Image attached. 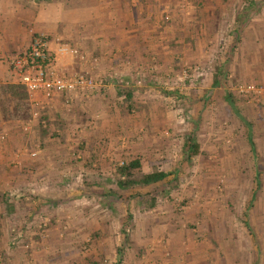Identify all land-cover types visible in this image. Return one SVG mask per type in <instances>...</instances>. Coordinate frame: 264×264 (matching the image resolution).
Returning a JSON list of instances; mask_svg holds the SVG:
<instances>
[{
  "label": "rangeland",
  "instance_id": "rangeland-1",
  "mask_svg": "<svg viewBox=\"0 0 264 264\" xmlns=\"http://www.w3.org/2000/svg\"><path fill=\"white\" fill-rule=\"evenodd\" d=\"M21 1L30 4V0ZM61 1L53 0L51 11L56 12ZM181 1L170 9L179 13L183 8L187 17L173 18L170 11L160 18V77L152 83L146 78L139 83L127 80L141 90V97L145 95L133 98L132 104L124 102L125 81L113 94L101 87L90 108L88 101H80L85 95L59 96L63 103L53 115L48 113L51 108L36 109L28 96V108L13 115L12 99L0 94L3 118L5 114V119L21 122L12 145L7 141L11 133L0 132V264H34L33 254L44 253L45 247L53 264H141L142 258L137 261L134 256L131 237L155 236L153 228L160 231V264H264V94L239 91L242 85L264 89V0H251L253 15L239 26L236 19L249 0H210L207 9L216 15L208 38L202 39L206 30H201L200 53L178 49L180 44L175 42L184 33V45L189 43L188 29L191 36L196 35L200 19L190 17L194 0ZM27 30L32 40L42 31L33 25ZM83 52L91 56L90 51ZM104 55H108L105 50L98 54ZM155 68L148 65L149 76L156 73ZM85 70L78 72L94 75L89 64ZM98 78L107 85L103 76ZM227 92L236 109L226 100ZM104 106L105 111L112 107L118 111L108 136L115 142L117 155L116 165L109 163L110 171L96 169L91 161L104 153L108 138L95 137ZM36 110L39 114L34 118ZM127 123L139 125L133 128L134 135L160 146V151L153 154L151 148L149 153L167 173L160 182L119 187L117 166L123 162L143 161L136 176L153 169L148 158L126 151L130 134L126 131L132 128L127 129ZM189 135L200 144L199 153L190 160L186 155ZM33 151L36 157L30 156ZM138 193L145 194L147 202ZM4 221L7 231L1 230ZM83 221L90 223V229L95 221H106L105 232L101 229L95 244L80 240L77 233ZM137 224L147 226L137 233ZM45 229H52L51 235L47 231L46 242L39 241ZM17 231L22 240H10ZM4 233L8 239L2 237ZM144 255L143 264H150L152 254Z\"/></svg>",
  "mask_w": 264,
  "mask_h": 264
},
{
  "label": "crops",
  "instance_id": "crops-1",
  "mask_svg": "<svg viewBox=\"0 0 264 264\" xmlns=\"http://www.w3.org/2000/svg\"><path fill=\"white\" fill-rule=\"evenodd\" d=\"M62 1V4L56 5V7H58V10L56 12H53L51 11L53 6H50L53 0H41L40 2H38L37 0H32L31 2L30 0L29 6L31 7L26 5V2L23 1H21L20 3L18 2V0H0V83L20 82L18 75L15 74L13 68L10 65V61H8V56L9 58L11 56V60H13L15 56L24 52L30 46L32 36L31 33L29 35L27 29L31 27V25H33L35 28L42 30L41 32L45 31L52 37L58 38L59 41L66 44L68 47L77 46V48H79L80 50L90 51L89 55L91 56L87 55V60L85 61L81 60L79 57L65 55L59 57L56 64L58 70H62L65 72H83L86 71L85 69L89 64L90 68L92 69V73L95 75L94 77L98 78V76H103L107 80V85H102V81H100L101 86L98 89L81 98L80 101H84V103L85 101H88L89 108L92 105L90 101L93 99L92 102H95V98L101 94V87L104 88V91H108L109 93L113 94L115 93V90L120 89V86L122 87V84L119 85V83H123L124 81L126 83V87L124 88H128L127 91L131 94L132 100L133 98L137 100V97H141V90L132 88L127 80L130 82H134L136 80L137 82H140L141 78H146L148 82L152 83V80H155V77H160V18H162L165 13L170 11L173 13V18H175L177 14L180 18L187 17L186 14L183 13V8L178 9L179 13H177L174 8L170 9L171 5L180 6V4L182 3L181 0ZM208 2L210 3V0H194V2H192L194 13L190 17L194 16V20L200 18L198 20L199 24L197 25L196 30H194L196 35H192V37L191 31L188 29V38L190 37V42L184 45L186 41V35H184L183 33V38L177 39L175 41L180 44L178 46V49H193L194 52L200 53V49L198 47L201 45L200 34L204 33V35H206L205 37H202V39H206L209 37L212 30V16L216 15L211 14L213 10L207 9ZM248 3L249 4H247V7L243 8L241 14L237 13L240 14L238 16V19H236V23H238V26L243 22V19L245 17L248 18V16L250 17L253 15L255 2L249 0ZM183 4L181 5V7L183 6ZM44 5H49V7L45 8ZM37 6H42V9L37 10ZM201 6H205V8L200 9ZM188 7L189 5L186 7V9ZM47 9H50V12L47 11ZM240 16H242V18ZM239 19L242 20L239 21ZM202 29L206 31L202 33ZM198 39L199 44L197 43ZM188 45H191V47L185 48ZM53 46L56 48L57 44H54ZM166 49L167 48L163 47V50ZM104 50L108 55L99 57L98 54L102 53ZM201 50L202 55L204 50ZM112 53H115L113 55V58L110 57ZM3 57L5 58L6 62L3 60ZM150 57H152L151 61ZM148 65H156V73L153 72V76H149L152 74H150ZM114 73H116L118 76L113 77ZM107 75H109V77L112 76L113 79H109ZM60 98L61 97L54 98L52 101L43 99V110L46 111L47 108H51L50 112L48 113L53 115L54 109L58 107V105L60 106L63 103L62 98ZM86 98H88V100H85ZM105 108H107V106L103 107L102 113H100L99 111V113L101 114L100 116L104 117L101 119L98 125H95V128H97V135L95 137H108L112 135L110 133V130H113V125L110 122L115 119V111L117 110L115 109V107H108L109 109L105 111ZM137 116L139 115L137 114ZM19 123L21 122L3 118L0 111V132L2 130H6L7 132L11 133L9 135V138L7 139L8 145H12V142L15 139L14 136L16 137L14 132L17 131L16 127H18ZM135 125L136 123H134L133 125H131L130 123L126 124L127 129H129V126L132 127L126 131L127 134L130 133L128 140L125 141L126 151H129L136 155L140 154V156L142 155V157L144 156L145 158H148L145 160L152 161L153 163H150L153 165H151L152 167L157 166L159 168L160 166L158 165V163L160 161H158L156 158L150 159L149 153H152L151 148L155 149L153 154H155L156 151H160V146L156 147L157 145L150 144L148 143L149 141L146 142L145 138L141 135H134V132L132 131L133 128L135 130L140 128L139 125L137 127ZM108 127H110V129H108ZM155 128V126L152 127V129ZM159 129L160 127L157 128V130ZM132 138L137 140H134ZM107 140L108 143L106 142ZM106 141L103 148L104 153L97 156L94 155L91 160L94 162L93 166L100 171H110L111 167L109 163L112 162L113 166H115L117 163V155L116 153H114V150L116 149L115 142L113 140L111 141L110 137H108ZM86 156L88 157L89 155H84V159H86ZM84 162L85 160L82 161V163ZM142 162L143 161H141V164ZM106 164L108 165V168H105ZM78 168L82 169V167L79 165ZM47 220L43 222L44 226L47 225ZM85 222L86 221H83L80 227V232L78 231L77 234L80 237V240L89 241L91 245L95 244L96 240L100 237L99 234H101V229L103 232H105L104 230L107 226L104 225L106 223L103 222L106 221H95V223L92 224L91 229L88 228L90 223ZM7 226L8 222L4 221L1 230L7 231ZM145 226H143V224H137V227H135V232L139 233L140 229H142L143 231ZM158 229L159 228H157L155 231V228H153L154 231L152 232V234L155 236L140 239L138 238L139 235L136 234L135 237H131V243L134 246L132 248L135 254L134 256H136V258L138 259L137 261L141 260L140 258H142L141 264L146 261L144 260V253H147V255H150V253L152 254L149 257V260L151 261L150 264H160V231ZM51 230L52 229L42 230L45 233H42V239L39 241L46 242L45 235H48V233H50L51 235ZM81 230L83 232H81ZM47 231L49 232L47 233ZM5 236V239H8L7 233H4L2 235V237ZM22 238L23 237L21 235V231H17V233H15L13 237L10 238V240L21 241ZM146 246H149V248H146ZM144 247L145 250L143 249ZM44 250V253L35 252L33 254L34 264H53L50 263L51 257L47 256V247H45ZM65 254L68 255V253ZM139 254L141 257L138 256ZM31 256L32 255H30V257ZM89 257L94 258V255H91ZM22 260L25 263L28 259L25 256V258ZM145 263L149 264L148 262ZM12 264L18 263L17 261H12Z\"/></svg>",
  "mask_w": 264,
  "mask_h": 264
},
{
  "label": "built area",
  "instance_id": "built-area-1",
  "mask_svg": "<svg viewBox=\"0 0 264 264\" xmlns=\"http://www.w3.org/2000/svg\"><path fill=\"white\" fill-rule=\"evenodd\" d=\"M54 44H57L56 48ZM65 55L87 60L86 53L79 48L68 47L48 33L37 32L30 46L10 61L11 67L20 79L19 83L25 87L28 99L36 109L39 110L43 106V99L52 101L63 95L87 96L98 88L100 82L90 73L59 72L56 66L58 58ZM239 91L256 95L264 94V89L255 85H242ZM38 110L34 111V118L38 116ZM30 156L36 157L37 152H31Z\"/></svg>",
  "mask_w": 264,
  "mask_h": 264
},
{
  "label": "trees",
  "instance_id": "trees-1",
  "mask_svg": "<svg viewBox=\"0 0 264 264\" xmlns=\"http://www.w3.org/2000/svg\"><path fill=\"white\" fill-rule=\"evenodd\" d=\"M37 1L40 2L41 0H37ZM214 84H218V82L215 81ZM0 94H4L5 97H9L12 99L14 103V107L12 108L13 115H15V113L19 114L20 108L21 109L23 107L28 108L27 93L23 85L19 83H11V84L8 83L5 85H1ZM225 97L228 103L232 106V108L236 109L235 102L234 99L232 98L231 93L227 92ZM124 102L128 103V105L132 104V96L130 93H127ZM1 110L2 113H4L5 109L1 108ZM4 118H6L5 114H4ZM242 119L243 121H245L243 117ZM186 148H187L186 155L187 158L190 160L192 159V157H194L199 153L200 144L197 142L196 139H194L192 136L189 135L187 138ZM140 167H141V161L138 158L133 159L130 162H123L122 165L117 166V174L120 177L118 178V182H117L119 187L122 189H126L135 185L148 186L160 181L162 178L167 176V173L162 170H159L157 166H154L150 172L143 173L141 174V176H136L135 170L139 169ZM138 196L141 200H145L147 202L148 199L145 194L138 193ZM154 201L155 199L152 198L150 202L151 206H153Z\"/></svg>",
  "mask_w": 264,
  "mask_h": 264
}]
</instances>
